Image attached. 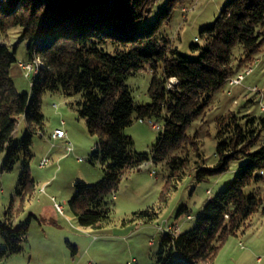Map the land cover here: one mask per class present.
I'll return each mask as SVG.
<instances>
[{
	"label": "trees",
	"instance_id": "1",
	"mask_svg": "<svg viewBox=\"0 0 264 264\" xmlns=\"http://www.w3.org/2000/svg\"><path fill=\"white\" fill-rule=\"evenodd\" d=\"M160 1L0 0V32L22 27L19 40L26 41L28 60L37 57L40 61L30 91L20 93L9 77L14 50L0 42V151L7 149L2 166L11 168L16 151L27 148L32 133L41 129L42 93L78 95V114L87 131L97 137L91 160H100L103 165L101 179L92 184L76 181L68 200L69 210L81 226L100 228L107 223L110 207L105 197L117 189L126 169H139L145 161H165L168 165L170 171L161 194L166 196L189 162L176 151L191 144L200 155L199 142L186 134V128L208 105L210 94L237 73L232 66L233 49L241 46V62L249 60L264 44L260 33L264 28V0H228L214 22L200 30L203 42L198 56L181 55L170 48L161 30L172 19L175 4L182 0H166L162 5ZM158 63L160 75L156 74ZM144 64L152 68L147 89L151 102L136 104L125 80ZM133 113L140 119L161 121L162 129L150 152H134L130 137L124 133ZM19 116L24 118L26 130L21 144L10 145ZM218 126L217 161L210 168L197 166L198 179L224 171L229 160L241 155H248L250 160L204 203L190 229L163 234L156 264H212L218 248L246 224L259 203L243 188L257 181L260 176L255 171L264 167V142L251 151L264 131V117L229 113L219 119ZM18 185L22 194L17 193L23 200L34 187L26 164ZM12 203L13 199L0 221L4 241L0 258L19 251L26 238L27 221L13 227ZM184 211L187 209L182 206L176 217ZM155 215L153 208L133 214L144 221Z\"/></svg>",
	"mask_w": 264,
	"mask_h": 264
},
{
	"label": "rangeland",
	"instance_id": "2",
	"mask_svg": "<svg viewBox=\"0 0 264 264\" xmlns=\"http://www.w3.org/2000/svg\"><path fill=\"white\" fill-rule=\"evenodd\" d=\"M165 1L161 0V5ZM227 1L177 2L172 19L161 30L170 48L186 57L196 58L203 42L200 30L214 22ZM21 33L22 27L12 26L0 32V42H5L11 52L14 50L9 77L16 90L23 93L30 91L32 76H25L19 66V62L28 60L26 41L19 40ZM260 33L264 36V28ZM232 54V66L237 72L250 65L253 70L240 84L227 82L212 92L203 112L187 126L186 134L199 142L200 155L191 144H184L176 151L189 162L164 197L161 194L170 171L165 161H150L146 166L140 164L139 169H126L117 189L105 197L110 207L109 220L100 228L79 225L68 206L76 181L92 184L103 176L101 161L91 160L97 137L87 131L84 119L78 114V95L68 97L60 91L42 93L41 129L32 133L27 148L20 147L16 151L11 168L2 166L7 149L0 151V221L13 199V227L25 221L28 224L19 251L5 254L0 258V264H156V252L164 230L170 229L177 234L190 229L204 203L230 183L241 166L250 160L248 155H241L229 160L224 171L208 173L198 179L197 166L210 168L217 161L219 119L229 113L264 117V44L249 60L239 62L244 56L240 45L235 46ZM156 74H161L159 63ZM151 76L150 64H144L127 76L125 84L136 104L151 102L147 92ZM251 86H256V90H251ZM153 121L132 114L124 133L130 137L134 152L152 149L162 129L161 121L156 122L160 129L151 126ZM26 126L24 118L19 116L10 145L21 144ZM57 127L65 130L67 138L56 139L51 145L48 137ZM66 141L71 150L66 149ZM262 142L264 131L251 151ZM44 157L49 161L41 167L39 161ZM25 164L34 187L21 200L22 190L18 183ZM260 170L255 171L259 179L243 188L245 194L256 196L259 201L256 209L250 213L246 224L218 248L212 264H264V167ZM51 197L62 204L64 214L55 210ZM182 206L187 211L176 217ZM152 208L156 215L150 221L133 216L135 212ZM2 247L4 241L0 235Z\"/></svg>",
	"mask_w": 264,
	"mask_h": 264
},
{
	"label": "built area",
	"instance_id": "3",
	"mask_svg": "<svg viewBox=\"0 0 264 264\" xmlns=\"http://www.w3.org/2000/svg\"><path fill=\"white\" fill-rule=\"evenodd\" d=\"M19 66L22 68V70L24 71L25 76H33L34 74L37 73V70L40 66V61L37 57H34L32 60H27V61H22L19 62ZM253 70V66H246L242 71H238L237 73H235L234 75H232L231 77H229V79L227 80L228 84L231 85H237L240 84L243 79L248 76ZM172 81V80H171ZM251 90H256V86H251L250 87ZM151 126L153 128L156 129H160V125L158 123H156L155 121L151 122ZM39 134L43 135V132L39 131ZM58 138H67L66 136V132L62 127H57L53 130V132H51L49 134L48 139L50 140L51 145L54 144V140L58 139ZM66 149L67 150H71V145L69 143V141H66ZM49 159L47 157L42 158L39 161V166H45L48 163ZM150 162V161H145L143 163H141L140 166H146V164ZM262 173V171H261ZM152 174V173H151ZM52 201H53V207L55 208V210L59 213V214H64L63 211V206L61 203L56 202L54 197H51ZM189 216V215H188ZM170 229H165L164 233H172L169 231ZM174 233V232H173ZM90 264H93L92 262H90Z\"/></svg>",
	"mask_w": 264,
	"mask_h": 264
},
{
	"label": "crops",
	"instance_id": "4",
	"mask_svg": "<svg viewBox=\"0 0 264 264\" xmlns=\"http://www.w3.org/2000/svg\"><path fill=\"white\" fill-rule=\"evenodd\" d=\"M62 139H64V138H58V140H62Z\"/></svg>",
	"mask_w": 264,
	"mask_h": 264
}]
</instances>
